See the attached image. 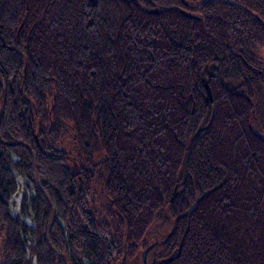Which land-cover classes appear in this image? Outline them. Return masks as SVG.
Masks as SVG:
<instances>
[{"label":"trees","instance_id":"trees-1","mask_svg":"<svg viewBox=\"0 0 264 264\" xmlns=\"http://www.w3.org/2000/svg\"><path fill=\"white\" fill-rule=\"evenodd\" d=\"M262 48L264 0H0V264H139L162 211L155 264H264Z\"/></svg>","mask_w":264,"mask_h":264},{"label":"rangeland","instance_id":"rangeland-1","mask_svg":"<svg viewBox=\"0 0 264 264\" xmlns=\"http://www.w3.org/2000/svg\"><path fill=\"white\" fill-rule=\"evenodd\" d=\"M257 57L259 61L264 65V48L259 50L257 53ZM232 87L238 86L237 84H232ZM64 146L67 149L70 148L72 145L69 142H64ZM16 176V183H17V190L13 194L11 200H10V214L13 217H18L20 221L27 224V226H33L34 221L32 218V214L28 213L27 215H24L21 210V204L23 202V198H25V203H28L30 198L35 195L34 187H36L42 194H44L45 198H48L46 192H44L43 187L39 183V180L34 174L33 181L29 180L27 177H25L23 174L20 175L18 173H15ZM52 208L53 211L55 210L53 203ZM173 223V220L168 216L166 211H162L159 215V217L156 219L154 225L152 226L151 230L149 231V234H147V239L141 246V250L139 252V264H155L157 261L158 255L162 252V244L164 243L163 239L164 237L169 233L171 229V225ZM53 224V218L50 220V224ZM54 252L57 255H60L58 251L54 248ZM126 255V251H124V257ZM28 257H30V254L28 253ZM63 258V256H62ZM64 259V258H63ZM65 260V259H64ZM66 261V260H65ZM32 264H35V257H32ZM69 264V263H68Z\"/></svg>","mask_w":264,"mask_h":264},{"label":"bare ground","instance_id":"bare-ground-1","mask_svg":"<svg viewBox=\"0 0 264 264\" xmlns=\"http://www.w3.org/2000/svg\"><path fill=\"white\" fill-rule=\"evenodd\" d=\"M262 49H263V48H262ZM259 50H261V49H259ZM259 50H258V51H259ZM257 53H258V52H257Z\"/></svg>","mask_w":264,"mask_h":264}]
</instances>
